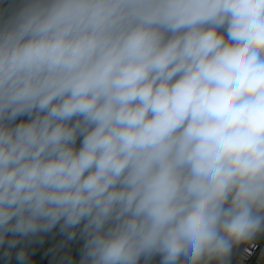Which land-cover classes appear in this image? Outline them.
Masks as SVG:
<instances>
[{"label":"clouds","instance_id":"9594fccd","mask_svg":"<svg viewBox=\"0 0 264 264\" xmlns=\"http://www.w3.org/2000/svg\"><path fill=\"white\" fill-rule=\"evenodd\" d=\"M58 225L67 264H227L264 230V0L0 8V247Z\"/></svg>","mask_w":264,"mask_h":264},{"label":"crops","instance_id":"0c3cea01","mask_svg":"<svg viewBox=\"0 0 264 264\" xmlns=\"http://www.w3.org/2000/svg\"><path fill=\"white\" fill-rule=\"evenodd\" d=\"M10 0H0V8H6ZM27 117H19L26 120ZM11 234H9V239ZM5 244L4 246H6ZM83 240L79 237L69 240L65 233L60 231L59 225L48 233L39 234L35 237L25 238L13 248L14 252L25 249L28 253L27 264H67V257L80 256ZM4 246L0 249V264H18L13 253L11 257L5 256Z\"/></svg>","mask_w":264,"mask_h":264},{"label":"built area","instance_id":"2783aa9c","mask_svg":"<svg viewBox=\"0 0 264 264\" xmlns=\"http://www.w3.org/2000/svg\"><path fill=\"white\" fill-rule=\"evenodd\" d=\"M77 147H79V141H77ZM233 247H237L238 251L233 259L228 260V264H264V230L233 243ZM7 250L6 245L4 251ZM12 253L15 256L16 252L11 249Z\"/></svg>","mask_w":264,"mask_h":264},{"label":"rangeland","instance_id":"374dc122","mask_svg":"<svg viewBox=\"0 0 264 264\" xmlns=\"http://www.w3.org/2000/svg\"><path fill=\"white\" fill-rule=\"evenodd\" d=\"M237 251H238L237 247H233L231 249L230 255L228 256L227 260L233 259L236 255ZM159 260H160V257L157 256L151 261V264H159ZM142 264H143V262H142Z\"/></svg>","mask_w":264,"mask_h":264},{"label":"trees","instance_id":"16d2710c","mask_svg":"<svg viewBox=\"0 0 264 264\" xmlns=\"http://www.w3.org/2000/svg\"><path fill=\"white\" fill-rule=\"evenodd\" d=\"M3 247H0V249H2ZM227 264H228V260H227Z\"/></svg>","mask_w":264,"mask_h":264}]
</instances>
